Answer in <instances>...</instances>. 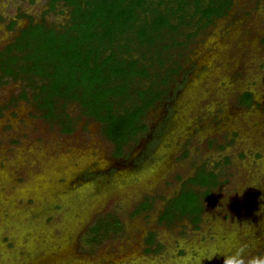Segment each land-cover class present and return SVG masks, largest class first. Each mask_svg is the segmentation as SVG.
<instances>
[{"label": "rangeland", "instance_id": "obj_1", "mask_svg": "<svg viewBox=\"0 0 264 264\" xmlns=\"http://www.w3.org/2000/svg\"><path fill=\"white\" fill-rule=\"evenodd\" d=\"M46 9L47 0H0V51L30 21L60 28L69 19L61 2ZM189 23L168 49L141 59L170 79L145 115L148 131L121 157L76 104L63 109L67 133L40 116L23 80H0V264H222L220 255L206 257L239 244L264 254V0H233L209 25ZM245 92L255 99L249 108L238 104ZM202 166L218 186L203 200L198 229L186 219L159 223ZM144 199L152 206L137 213ZM54 204L58 214L45 218ZM108 213L122 231L86 243V227Z\"/></svg>", "mask_w": 264, "mask_h": 264}, {"label": "trees", "instance_id": "obj_2", "mask_svg": "<svg viewBox=\"0 0 264 264\" xmlns=\"http://www.w3.org/2000/svg\"><path fill=\"white\" fill-rule=\"evenodd\" d=\"M60 2L68 10L66 24L57 28L30 21L0 51V80H23L32 90L40 116L57 121L67 133L73 126L63 109L76 104L81 116L100 124L113 154L121 157L125 147L148 131L145 115L166 94L163 86L170 79L158 77L141 59L147 61L148 53L159 54V48L168 49L169 36L185 24L190 26V21L205 27L225 16L233 0H47L45 13L55 12ZM171 40L175 46L183 45ZM133 51L140 57L135 58ZM158 63L163 64L159 56ZM21 98H26L24 92ZM252 103L250 92L238 97L244 108ZM216 186L217 176L200 167L166 203L159 223L170 227L186 219L198 229L203 200L212 196ZM151 206L144 199L136 212ZM112 218L109 213L98 216L86 231V243L99 244L119 234L122 225ZM146 241L151 246L154 234L149 233Z\"/></svg>", "mask_w": 264, "mask_h": 264}, {"label": "clouds", "instance_id": "obj_3", "mask_svg": "<svg viewBox=\"0 0 264 264\" xmlns=\"http://www.w3.org/2000/svg\"><path fill=\"white\" fill-rule=\"evenodd\" d=\"M248 247L247 244H239L229 252L214 253L206 258L220 255L222 264H264V254L248 255Z\"/></svg>", "mask_w": 264, "mask_h": 264}, {"label": "flooded vegetation", "instance_id": "obj_4", "mask_svg": "<svg viewBox=\"0 0 264 264\" xmlns=\"http://www.w3.org/2000/svg\"><path fill=\"white\" fill-rule=\"evenodd\" d=\"M255 103V99H254V97H253V103L251 104V106L253 105ZM250 106V107H251ZM147 137V136H146ZM145 137V138H146ZM156 137H157V135L156 134H153L152 136H151V139L153 140V138H155L156 139ZM88 169H86L85 171H83L82 173H78V175H77V184H78V186L80 187V185H82V182H84V181H86V183L85 184H88ZM91 182L93 181V180H90ZM84 184V185H85ZM52 209H53V213H50V212H48V213H46V215H45V218L46 217H48V216H53L52 214H58V211L61 209V206L59 205V204H54L53 205V207H52ZM88 230V226L86 227V231ZM85 231V232H86ZM81 236L82 235H80V240H81Z\"/></svg>", "mask_w": 264, "mask_h": 264}]
</instances>
